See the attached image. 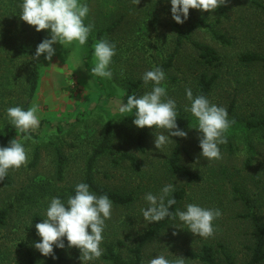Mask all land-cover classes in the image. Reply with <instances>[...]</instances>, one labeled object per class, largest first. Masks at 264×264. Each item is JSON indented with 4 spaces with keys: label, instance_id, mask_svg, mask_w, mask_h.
<instances>
[{
    "label": "rangeland",
    "instance_id": "1",
    "mask_svg": "<svg viewBox=\"0 0 264 264\" xmlns=\"http://www.w3.org/2000/svg\"><path fill=\"white\" fill-rule=\"evenodd\" d=\"M264 3V0H260ZM0 0V5L6 4ZM89 6L85 18L97 28L107 25L101 13L132 12L128 20L106 34L104 39L116 45L111 80L93 76L94 57L87 61L85 45L63 47L55 44L51 61L41 55L38 59V85L29 107L36 103L40 111V126L32 131L30 139L23 137L28 162L16 170H9L10 184L0 182V209L8 211L5 223L0 226V264H44L45 257L35 249L40 238L32 232L34 215L45 219V210L52 197L67 201L70 190L83 182L88 157L100 143L108 126L111 127L113 150L125 152L137 158L139 170L118 160L114 164L108 156H101L93 168L96 184L122 194H131L133 201L127 207L113 204L111 218L106 220L101 248L108 246L125 259H131L130 250L153 223L143 220L142 208L148 207L145 195H159L161 189L172 183L182 189L185 197L179 209L196 203L205 208L220 209L221 216L214 220V234L208 238L194 236L178 219L171 224L143 251L142 263L157 255L168 259L182 257L185 264H201L191 261L187 252L201 253L203 246H210L221 262L219 245L235 259L245 264L255 242V224L264 225V130L246 127L247 122L264 117V65H244L238 57L242 53L264 55V15L255 9L250 0H225L226 14L211 15L208 23L224 35L229 44H222L205 29H196L191 40L214 48L219 57L215 68L204 70L197 62L198 53L186 44L177 55L173 66L165 71L167 98L176 101L178 116L190 119L184 129L186 138L179 137L181 153L179 165L199 175L198 182H190L172 174L168 159L176 144L174 141L157 149L154 129L137 128L134 115L121 114L117 108L127 96H140L151 90L141 86L127 92V81L142 79L146 71L159 66L173 50L178 29H185L189 22L197 20L204 12L190 9L183 24L172 19L170 0H81ZM0 18V126L9 121L6 109L15 107L25 98L28 58L18 52V46L31 41L26 24L12 10L2 12ZM109 24V22H108ZM43 40L50 38L42 30ZM27 37V38H26ZM201 73L216 75L217 79L207 97L211 103L225 107L232 123L227 143L220 145L222 159L208 161L198 148L200 133L190 112L185 90L190 88L197 96V82ZM9 102H14L10 105ZM132 115V116H131ZM128 116V117H127ZM146 133L144 152L137 148V137ZM9 144H7L8 146ZM6 147V146H5ZM39 157L31 164L34 152ZM56 150L66 158V168L61 180L56 178ZM90 231V229H89ZM175 233V235H174ZM81 253L75 249L58 264H82ZM93 264V262H89ZM94 264H110L102 257Z\"/></svg>",
    "mask_w": 264,
    "mask_h": 264
},
{
    "label": "clouds",
    "instance_id": "2",
    "mask_svg": "<svg viewBox=\"0 0 264 264\" xmlns=\"http://www.w3.org/2000/svg\"><path fill=\"white\" fill-rule=\"evenodd\" d=\"M225 3V0H170L172 19L177 24H183L189 17V10L195 9L212 13ZM20 19L33 26L36 32L46 30L50 38L44 39L36 47L33 59L51 61L55 55V44L64 48L75 45H86L93 30L92 24H85L89 14V6L81 0H22L20 4ZM94 66L91 74L111 80L113 71L111 64L116 55V45L107 39L97 40L93 45ZM142 80L145 86L151 83V90L137 96L135 93L127 96V103L121 101L118 112L132 114V123L140 129L158 130L154 144L157 149L174 142L171 137L186 138L188 133L177 124L178 110L176 101L167 98L166 74L159 66L146 71ZM190 112L196 124L192 129L199 133L201 156L208 161L222 159L220 145L227 143L226 133L234 121L229 119L225 107L211 103L204 95L193 97L190 88L185 90ZM40 111L38 104L33 103L26 110L22 106L9 107L6 116L12 126L24 134L23 139H30L29 133L40 126ZM131 115V116H132ZM128 117V116H127ZM27 150L24 144L16 138L6 147L0 146V180L8 175L9 170L26 166ZM175 186L166 184L159 195L147 193L144 199L148 207L142 208L143 220L147 224L160 222L165 218L178 219L194 236L208 238L214 234L213 222L221 216L220 209L205 208L196 203L185 205L183 210L177 208L173 213L171 207L177 203L172 195ZM113 202L108 195H97L90 191L87 183L81 182L75 186V194L67 201L60 197H52L45 210V219L35 225L40 240L34 247L42 256L55 259L54 247L65 248V240L69 249L80 251L82 264L96 262L103 256L101 248L106 220L111 218ZM90 229V231H89ZM175 235V233H174ZM148 264H185V259L176 257L168 259L164 255L151 258Z\"/></svg>",
    "mask_w": 264,
    "mask_h": 264
},
{
    "label": "trees",
    "instance_id": "3",
    "mask_svg": "<svg viewBox=\"0 0 264 264\" xmlns=\"http://www.w3.org/2000/svg\"><path fill=\"white\" fill-rule=\"evenodd\" d=\"M6 4L0 5V16L2 12L12 10L16 12L17 16L20 14V4L22 0H6ZM251 4L255 7L256 10L260 11L264 15V3L260 0H250ZM127 11H121L120 13H115L114 10H109L107 14L101 13V15L107 19V25H103L95 31L94 34H90L88 41L85 45L87 50V61L90 62L93 59V45L97 40L104 39L106 34L113 31L115 28H118L122 23L126 22L130 17V13L132 12V7L129 6L126 8ZM216 14L219 17H225L226 10L223 5L217 8L214 12L208 13L204 12L201 17L193 22H189L190 24L187 25L185 29H178L174 47L170 55L167 57L165 61H163L159 67L163 69L165 72L166 70L170 69L177 55L180 53L181 49L186 45L189 44L197 53L200 61L197 62V65H200L202 69L208 70L210 68H215L217 66V62H219V57L217 52L214 48L207 46L205 44L197 43L191 40V34L199 28H205L214 39L219 41L222 44H229L228 40L225 38L224 35H221L214 29V25L208 23V19L211 15ZM0 21H4L0 18ZM24 22V21H23ZM26 29H27V36H30V42L27 41L21 43L18 46V52L28 58V72H27V86L25 92V98L22 99L19 103L9 102L10 105L14 106H22L25 110L29 107L35 91L38 85V69L37 63L38 59H33L35 56L36 47L41 41L43 40V34L41 32H36L33 26L28 25L26 22ZM85 24H87L85 22ZM27 38V37H26ZM238 60L240 63L244 65H255V64H262L264 65V55L257 54V53H242L239 55ZM217 79L216 75L207 76L205 73H201L198 77L197 82V95H204L206 98L208 97L212 86L214 85ZM143 80L138 79L135 81H127L126 89L127 92H133L138 90L141 86H143ZM190 119L186 117H177V124L180 129L184 130L190 125ZM246 127L254 130H264V117L258 121L247 122ZM32 135V132L29 133ZM21 137H24L23 133L17 131L14 126L10 124L9 121L3 123L0 126V146H7L11 140L16 138L17 140ZM176 138V144L168 159V169L172 174L179 175L180 177L184 178L190 182H198L200 180L199 175L194 172L187 170L179 165L180 156L185 149L179 146V137ZM146 141V133L142 132L137 137V148L140 153L144 152V142ZM198 148L199 141H198ZM101 156H108L111 161L116 164L118 160L125 161L129 163L133 170H139V164L136 157L122 152L117 155V153L113 150L112 145V133L111 127L108 126L104 132V135L100 141V143L93 149L91 155L88 157L85 167V175L83 182L87 183L90 186V191L95 192L97 195H108V197L112 200L114 205L117 206H125L127 207L129 204L132 203L133 197L131 194H122L116 191L108 190L96 184L93 179V168ZM39 157L38 149L34 152V157L32 160V165L36 163ZM56 178L61 180L64 176L65 168H66V158L62 154L60 150H56ZM1 183L8 185L10 184V178L7 175L2 180ZM75 194V189L70 190L69 196ZM177 203L173 205L170 209L173 213L177 208H180L181 203L185 197V192L182 189H176L175 192L172 194ZM8 211L6 209H0V226L5 223L7 218ZM43 220L40 216L34 215L32 217V232L34 235H37L35 225ZM173 219L165 218L160 222H153V224L146 229V231L142 234V236L138 239L135 246L130 250L131 259L125 260L123 259L119 253L114 251L112 246H108L106 252L103 254L102 258L110 264H141L143 251L145 247L156 239L172 222ZM255 242L253 247L248 248L251 252L250 257L248 258L245 264H264V225L255 224ZM39 237V236H38ZM40 238V237H39ZM76 248L69 249L67 247V241L65 240V248L59 249L54 247L55 259L51 256L45 257L44 264H58L59 261L62 259H66L67 253L75 250ZM219 253L221 256V262L217 259L216 252L210 246H203L201 249L200 254H196L193 252H187L186 256L191 261H197L201 264H236L235 259L230 255L228 251L224 249L223 246L219 245ZM29 264H34L32 261H29Z\"/></svg>",
    "mask_w": 264,
    "mask_h": 264
}]
</instances>
